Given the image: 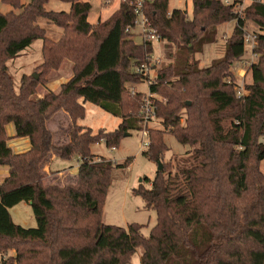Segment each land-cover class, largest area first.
Segmentation results:
<instances>
[{
  "label": "trees",
  "instance_id": "obj_1",
  "mask_svg": "<svg viewBox=\"0 0 264 264\" xmlns=\"http://www.w3.org/2000/svg\"><path fill=\"white\" fill-rule=\"evenodd\" d=\"M50 1L23 5L21 0H3L21 12H0V168L8 169L0 185V250L16 251L1 264H132L139 248L141 264H264V143L259 141L264 137V2L252 0L239 15L237 0L233 5L192 0L191 18L187 10L170 11L169 0L144 5L175 61L157 72L149 90L166 98V103L156 100L158 115L189 148L182 163H162L169 151L164 132L149 130L150 146L143 154L162 163L163 170L153 180L145 178L149 188L140 184L133 190L156 213V224L146 236L144 225L103 223L102 205L118 165L96 158L92 146L105 142L115 149L123 133L143 129L138 115L142 94H133L128 85L142 81L135 69L149 62L154 45L137 42L127 31L135 25L134 0H121L98 23L89 21V2L58 0L70 9L54 11L47 9ZM41 18L62 30L57 41L47 36L38 23ZM247 21L258 27L254 52L259 59L251 66L249 96L239 98L235 83L225 80L231 77V64L246 53ZM230 22L236 24L226 55L198 69L187 46L214 43L218 27ZM38 40L43 60L34 75L22 76L17 90L8 62ZM68 62L73 75L60 91L34 99L50 73ZM86 103L122 122L114 131L93 133L78 125ZM184 107L188 115L182 123L179 112ZM60 112L68 114L71 128L69 141L56 146L48 122ZM9 125L16 138L29 139V150L13 151ZM53 152L61 159H81L75 183H46L43 165ZM130 164L128 160L123 167ZM23 202L32 207L35 228L12 218L10 209Z\"/></svg>",
  "mask_w": 264,
  "mask_h": 264
},
{
  "label": "rangeland",
  "instance_id": "obj_2",
  "mask_svg": "<svg viewBox=\"0 0 264 264\" xmlns=\"http://www.w3.org/2000/svg\"><path fill=\"white\" fill-rule=\"evenodd\" d=\"M30 1L31 0H21V3L26 5ZM84 1L89 2L92 5L89 14V21L91 23H98L100 20L107 19L118 9L121 2V0ZM230 1L231 4L235 2V0ZM262 1L264 2V0ZM222 2L225 4L224 0H222ZM251 3L252 0H237L235 11L239 15H243L244 10ZM47 9L54 11H68L70 9V4L62 3L58 0H52L47 5ZM174 9L187 10V16L191 18L193 14L192 0H169V10L173 11ZM0 12L3 14L9 12L20 13L21 9L13 8L12 6L5 4L3 0H0ZM38 23L47 30V36L49 38L57 41L61 37L62 30L54 24L49 23L45 18L39 19ZM235 24V22H230L229 24L219 26L216 37L217 40L214 43L205 44L200 48L187 46V49H189L188 56L190 61L194 62L198 69H207L212 66L215 61L223 59L226 55L227 41L233 32ZM256 31H258L257 25L253 22L247 21L245 38L255 37L254 33ZM131 33L134 35V40L137 42L144 40V37L139 33L138 28L132 30ZM152 43L154 45V51L149 62L144 63L142 66L135 69L136 73L142 78V81L128 85L130 92L133 94H142L140 108L138 110L139 117H141L142 107L146 99L149 100V98H151L154 106L156 100L166 103V98L161 94H152L149 90V86L154 82L159 70L166 68L171 64L175 65L174 59L167 55L170 49L168 47L165 48L166 41H163L162 38L159 37L158 40H153ZM255 47L256 42H251L250 44L246 42L245 55L241 59L235 60L229 68L231 77L225 81L231 82L232 80L236 85L235 91L237 88L242 86L246 87V85L251 83V66L259 59V56L254 52ZM42 60V40H38L26 48L17 59L8 62L9 71L14 78L17 90L19 89L22 76L25 74L34 75ZM72 75V65L68 62L61 71H53L50 73L46 84L38 88L37 93L33 98H42L48 92H59L62 84L66 83ZM166 87L172 88L169 84H166ZM185 106L187 107V105ZM179 114L182 116L181 122L183 123L188 115L187 109L184 107ZM59 117L60 115H55L48 122V127L53 133L54 144L56 146L64 144V141L62 140H66L65 134L71 128L68 118ZM121 122L120 118L114 117L102 108L91 103H86L84 118L78 121V125L91 128L93 133H97L102 129L105 131H114L118 128ZM163 123L162 116L158 115L156 109L152 120L147 124L143 123V129L141 131L133 130L129 133H123V138L121 139L119 146L115 149L108 148L105 142L92 146V153L96 158L102 157L118 165V167L111 173V184L106 199L102 205L103 223L125 228L132 223L144 225L143 233L146 236L150 234L151 229L155 226L156 213L146 207L144 200L140 196L134 195L133 193V190L138 188L140 184H143L146 188L150 187V183L145 181V178L153 180L159 166V164L149 160L143 154L147 149L143 148L145 137L142 132L146 127L148 132L151 129L164 132L163 137L169 151L165 153L162 163L169 161L175 164L182 163V160L187 156V150L189 149L188 146L180 144L171 134V127L165 128ZM224 124L229 125L230 120L226 119ZM68 140L69 138L67 141ZM259 141L264 143V137H260ZM53 154L57 155L56 152H53L51 155ZM128 160L131 161V164L126 168L123 167ZM96 161L100 160L97 159ZM80 164L81 159L77 155L73 156L71 160L61 159L58 156L51 166L53 177L47 180L46 183L60 186L75 183ZM59 170H66L68 172H64V174L62 173L58 177L56 175ZM261 170L264 172V161L261 163ZM1 181L2 177L0 176V183ZM10 213L16 224L25 228H35L37 226L32 207L29 203L23 202L18 204L10 209ZM142 252L143 250L141 248L137 250L132 264H141ZM15 255V250L10 249L7 252H2L0 250V264L2 260H6L11 256L14 257Z\"/></svg>",
  "mask_w": 264,
  "mask_h": 264
},
{
  "label": "built area",
  "instance_id": "obj_3",
  "mask_svg": "<svg viewBox=\"0 0 264 264\" xmlns=\"http://www.w3.org/2000/svg\"><path fill=\"white\" fill-rule=\"evenodd\" d=\"M154 0H134V13H135V25L133 28L128 29L127 31H132L136 28H138L139 33L141 35H143L144 40L145 41H149V42H153V40H158V38L160 37L156 30L152 28L151 26V22L148 18V16L146 15L145 11H144V5L146 3H151ZM226 5H233L234 3L231 4L230 0H224ZM237 6V4H236ZM159 36V37H158ZM158 37V38H157ZM246 37V36H245ZM245 42L247 43H251V42H255V37H247L245 38ZM236 93L237 96L239 98H246L249 96V91L246 90L245 86L239 87L236 89ZM155 106L153 101L151 100V98H149V100H145L144 105L142 107V114L141 117L143 119V123L147 124L149 123L152 118L155 115ZM143 136L145 137L144 143H143V148L144 149H148V147L150 146V139H149V132L147 130V127L145 130H143Z\"/></svg>",
  "mask_w": 264,
  "mask_h": 264
},
{
  "label": "crops",
  "instance_id": "obj_4",
  "mask_svg": "<svg viewBox=\"0 0 264 264\" xmlns=\"http://www.w3.org/2000/svg\"><path fill=\"white\" fill-rule=\"evenodd\" d=\"M110 17V16H109ZM108 17V18H109ZM107 18V19H108ZM106 20V19H105ZM102 21H104V20H102ZM58 115H60V117H64V118H68L69 119V121H70V124H71V120H70V118H69V116H68V114L67 113H65V112H60V113H58L57 114V116ZM59 117V118H60ZM7 133H8V135H9V137H11V139H10V141H9V145H10V147L13 149V151L14 152H16V153H22V152H26L27 150H29L30 149V147H31V144H30V141H29V139L28 138H16L15 137V129H14V126L13 125H9L8 127H7ZM66 137H65V139L66 140H62V141H64V143H67L68 141H67V139L69 138L68 137V135H69V131L68 132H66ZM63 139V138H62ZM58 157V155H56V154H53V155H51L50 156V158L44 163V165H43V168H44V171H45V173H46V175H47V178H46V180H49L50 178H52L53 177V175H52V168H51V166H52V164H53V162H54V160L56 159ZM58 173H57V175L56 176H60V174H64V172H68V171H66V170H59V171H57ZM70 172V171H69ZM0 176L2 177V181H1V183L5 180V178L7 177V175H8V169L6 168V167H1L0 168ZM67 176H70V175H67ZM76 176V175H75ZM77 177V176H76ZM1 183H0V185H1Z\"/></svg>",
  "mask_w": 264,
  "mask_h": 264
},
{
  "label": "water",
  "instance_id": "obj_5",
  "mask_svg": "<svg viewBox=\"0 0 264 264\" xmlns=\"http://www.w3.org/2000/svg\"><path fill=\"white\" fill-rule=\"evenodd\" d=\"M36 78H38V77L36 76ZM188 105H190V103H188ZM0 163H1V162H0ZM158 170H159V171L163 170V165H162V163L159 164Z\"/></svg>",
  "mask_w": 264,
  "mask_h": 264
}]
</instances>
